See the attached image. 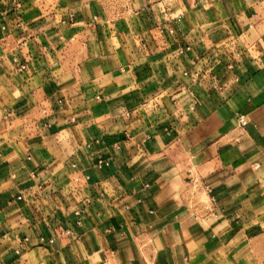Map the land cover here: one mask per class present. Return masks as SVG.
<instances>
[{
  "label": "crops",
  "instance_id": "crops-1",
  "mask_svg": "<svg viewBox=\"0 0 264 264\" xmlns=\"http://www.w3.org/2000/svg\"><path fill=\"white\" fill-rule=\"evenodd\" d=\"M0 264H264V0H0Z\"/></svg>",
  "mask_w": 264,
  "mask_h": 264
},
{
  "label": "built area",
  "instance_id": "built-area-1",
  "mask_svg": "<svg viewBox=\"0 0 264 264\" xmlns=\"http://www.w3.org/2000/svg\"><path fill=\"white\" fill-rule=\"evenodd\" d=\"M183 53H184V50L181 51V54H183ZM239 123H240L241 127H245L247 125L246 118L244 116L240 117L239 118ZM104 164H105V162H103V161L99 162V165H104ZM75 214L77 216L76 224H77V226H81L82 225V213L81 212H76ZM66 234H71V232L67 231ZM46 243L53 244L54 243V239L46 240L45 238H40V240H39V244L40 245H44Z\"/></svg>",
  "mask_w": 264,
  "mask_h": 264
}]
</instances>
